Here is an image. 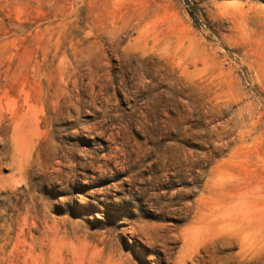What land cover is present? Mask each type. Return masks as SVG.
Here are the masks:
<instances>
[{
  "label": "rangeland",
  "instance_id": "1",
  "mask_svg": "<svg viewBox=\"0 0 264 264\" xmlns=\"http://www.w3.org/2000/svg\"><path fill=\"white\" fill-rule=\"evenodd\" d=\"M264 0H0V264H264Z\"/></svg>",
  "mask_w": 264,
  "mask_h": 264
},
{
  "label": "crops",
  "instance_id": "2",
  "mask_svg": "<svg viewBox=\"0 0 264 264\" xmlns=\"http://www.w3.org/2000/svg\"><path fill=\"white\" fill-rule=\"evenodd\" d=\"M253 214L257 217V223L248 227L249 234H259L261 240L264 241V215L260 211H253Z\"/></svg>",
  "mask_w": 264,
  "mask_h": 264
}]
</instances>
